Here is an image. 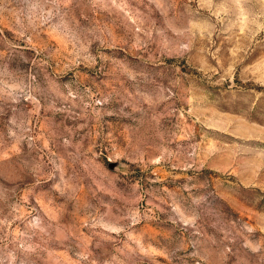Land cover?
I'll return each mask as SVG.
<instances>
[{
    "label": "rangeland",
    "instance_id": "1",
    "mask_svg": "<svg viewBox=\"0 0 264 264\" xmlns=\"http://www.w3.org/2000/svg\"><path fill=\"white\" fill-rule=\"evenodd\" d=\"M0 264H264V0H0Z\"/></svg>",
    "mask_w": 264,
    "mask_h": 264
}]
</instances>
